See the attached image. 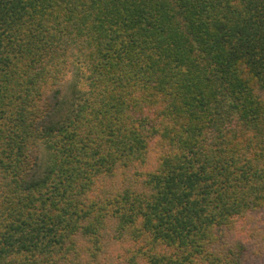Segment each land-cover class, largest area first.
Here are the masks:
<instances>
[{
    "label": "trees",
    "instance_id": "1",
    "mask_svg": "<svg viewBox=\"0 0 264 264\" xmlns=\"http://www.w3.org/2000/svg\"><path fill=\"white\" fill-rule=\"evenodd\" d=\"M0 264H264V0H0Z\"/></svg>",
    "mask_w": 264,
    "mask_h": 264
}]
</instances>
